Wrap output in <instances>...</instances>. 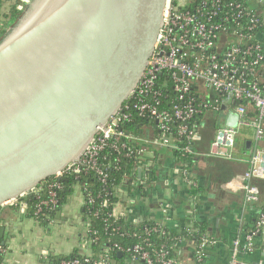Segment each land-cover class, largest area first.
Returning <instances> with one entry per match:
<instances>
[{
    "label": "water",
    "instance_id": "95a60500",
    "mask_svg": "<svg viewBox=\"0 0 264 264\" xmlns=\"http://www.w3.org/2000/svg\"><path fill=\"white\" fill-rule=\"evenodd\" d=\"M165 1L33 0L0 40V207L78 161L121 109Z\"/></svg>",
    "mask_w": 264,
    "mask_h": 264
},
{
    "label": "built area",
    "instance_id": "2783aa9c",
    "mask_svg": "<svg viewBox=\"0 0 264 264\" xmlns=\"http://www.w3.org/2000/svg\"><path fill=\"white\" fill-rule=\"evenodd\" d=\"M263 1L256 0L257 5L248 7L236 0H193L190 8L178 9L174 5V0H166L153 53L137 87L128 97L136 101L132 107L138 115L155 120L163 132L169 129L170 123L183 122L184 124L179 126L178 134L184 136L188 144L181 150L194 154L196 153L190 145H194L199 137V131L189 129L185 123L200 111V107L207 110H218L220 107L225 110L233 102L248 100L256 112L254 117L245 119L246 109L241 104L227 111L226 118L230 113L236 115V123L234 125L225 123L218 128L206 153L207 156L231 159L240 127L245 126L252 130V153L247 161L248 167L237 185L243 194L245 204L259 201V188L254 181L264 178V152L257 147L258 143L264 140V18H261V15L264 16ZM12 3L15 4L18 13H24L32 0H13ZM225 23L231 24L230 31L224 26ZM257 29H260L258 33L262 35H254L253 32ZM3 31L4 19L0 16V38ZM162 72L171 78L175 95L167 109L159 108L160 92L154 87L157 74ZM194 92L198 93L197 95L200 93L201 101L197 104ZM127 108L128 106L125 107ZM128 118L129 113L121 108L99 127L78 161L71 162L29 193L8 200L4 205L15 206L21 213L26 214L29 213V208L21 199L25 196L33 197L37 203L32 213L38 217L45 211L57 208L59 203L57 191L61 189L58 180L63 177H78L81 173L92 172L96 180L105 185L108 182V173L107 167L101 166L98 161L101 151L110 149L117 155L124 156L142 155L145 152L144 147L131 148L124 141L133 139L132 135L121 129V122ZM154 143L171 147L169 141L164 138L162 140L156 138ZM116 160L119 161L118 158ZM106 195L105 192L95 195L88 192L82 195L84 206L92 205L96 199H101V207H106ZM98 214L99 210L93 212L95 216ZM256 228L264 229V212L257 216ZM156 230L157 228H153V231ZM255 231L245 235L243 241L239 238L232 241L228 264H248L239 258V254L240 250L244 252L254 250ZM97 239L95 235L88 242L92 243ZM216 242L207 235L201 237L195 250L197 264H205L207 249ZM132 249L143 264H175L168 257L163 245L148 250L137 243ZM5 253V246L0 245V256L4 257ZM59 264L111 263L108 255L103 254L97 259L87 255L62 260Z\"/></svg>",
    "mask_w": 264,
    "mask_h": 264
},
{
    "label": "crops",
    "instance_id": "0c3cea01",
    "mask_svg": "<svg viewBox=\"0 0 264 264\" xmlns=\"http://www.w3.org/2000/svg\"><path fill=\"white\" fill-rule=\"evenodd\" d=\"M226 112L207 113L194 143L196 160L190 174V184L198 188L196 195L188 193V184L175 167L169 147L158 145L147 129L143 137L133 136L138 146L145 148L136 178L122 184L117 213L130 224L154 221L179 234L185 229L203 226L207 236L217 242L207 249L205 264H228L232 241H243V227L251 208L264 204V178L259 179V201L245 204L237 188L241 175L248 167L252 149L246 153L232 152L231 159L207 156L210 143L218 128L224 125ZM251 138V136H250ZM264 152V140L258 143ZM153 164L156 176L147 168ZM228 184L231 187H225ZM55 211L47 225L42 226L15 206L0 207V241L6 248L4 264H56L59 257L73 253L93 255L86 237L87 222L80 192ZM59 211V213H57ZM261 248L241 256L248 264H264V231L255 241ZM176 264H196L193 245L184 241L175 250ZM121 264H143L125 261Z\"/></svg>",
    "mask_w": 264,
    "mask_h": 264
},
{
    "label": "trees",
    "instance_id": "16d2710c",
    "mask_svg": "<svg viewBox=\"0 0 264 264\" xmlns=\"http://www.w3.org/2000/svg\"><path fill=\"white\" fill-rule=\"evenodd\" d=\"M12 1L13 0H0V16H2L4 19V31L0 40L23 16V13H18L15 8V4H13ZM192 1L193 0L187 3H180L177 0H174V5L178 9H188L190 8ZM236 1L242 2L243 4H245V6L248 7L257 5L256 0ZM261 18H264V16L261 15ZM224 26H227L229 28V31L232 29L231 24L225 23ZM259 30L260 29H257L255 30V32H253L255 36L262 35L258 33ZM172 84V80L167 73L162 72L157 74L154 87L160 92V109L169 108L171 99L175 97L172 90ZM197 94L194 92L195 104L201 101L200 93L199 95ZM221 98H223V96ZM135 102V100L128 98L123 103L121 108L122 110H124V112L129 113V118L121 122V129L125 131L126 134L135 137H143L144 131L149 129L152 131V135L154 138H159L161 140L162 138L167 139L171 144L169 150L172 152L174 165L175 167L180 169L179 173L181 174L182 179H185V182L188 184V193L191 196L196 195L198 192V188L190 184V171L196 160V155L194 153H188L181 150V148L188 143L184 136L178 134L179 126L184 123L179 121L172 122L168 126L169 129L163 132L159 129V126L155 120L147 116L138 115L137 111L132 107ZM238 104L243 105L246 109V112L244 114L245 119L254 117L256 112L254 110V107L248 100L236 103L233 102L229 107H227V109L224 110V112H229ZM126 106H128L127 109H125ZM222 110L223 109L220 107L218 108V110H207L200 107V111L198 113H195L193 117L185 124L189 129L199 131V127L202 124L207 113H220ZM224 119L225 124L227 119L226 116L224 117ZM240 129L241 135L239 137H236L233 151L235 150V152L242 154L246 153L253 147V143L251 141L252 130L245 126H241ZM124 141L131 148L139 147L137 141L135 142L129 139H124ZM247 141L251 142L248 148ZM190 146L192 147V150L195 151L194 145L191 144ZM257 147L259 148V145H257ZM117 158L119 161L116 160ZM98 161L101 166L107 167L108 182L105 185L98 182L92 172H88L86 174L81 173L78 177H63L58 180V183L61 185V189L57 191V197L59 198L57 208L55 210L45 211L43 215L35 217L32 211L34 210V206L37 203V200L33 197L25 196L21 199L27 204L29 208V213H26L25 215L32 217L37 223L45 226L49 222V219L53 218L55 211L59 210L68 201L69 196L72 195L75 191L82 193L83 196L88 192H91L94 195L97 193L105 192L107 193L106 207H101V199H96L92 205L85 204L83 210L87 222V240H91L95 235L98 237L97 241L90 243V248L93 251V255H89L90 258L97 259L100 255L106 254L108 255L111 264H121L125 261L140 262L139 256L132 249L135 244L139 243L143 245L144 249L148 250H154L157 249L160 245H163L168 253V257L174 261L175 250L180 247L182 243H184V241L189 240L193 245V258L195 261V250L200 243L201 237L206 235L203 226L198 225L193 229H185L179 234H169L166 228L160 227L158 223L154 221H144L142 223L130 224L125 220L123 216L117 213V207L120 203L119 189L122 187V184L125 183V181L129 182L132 179L136 178L137 169L142 164V155H117L110 149H104L100 152ZM147 168L154 178V176H156V169L154 168L153 164H151ZM258 182L259 179L254 181L257 186ZM95 210H99V214L96 216L93 215V212ZM250 212L252 216H249V218H247V223L243 227L244 236L254 232L257 229V216L260 212H264V204L251 208ZM153 228H157V230L153 231ZM147 230H149L150 232L147 233ZM263 231L264 229L262 228H259L257 229V231H255V235L253 237L254 250L251 252H244L240 250L239 258H241V256L243 255H250L255 251V249L260 248L255 241ZM0 245L4 247V244H2L1 241ZM115 245H117V247L120 249L118 250ZM118 251L122 253L121 256H118ZM85 256L87 255L73 253L68 256L59 257L55 260V263L59 264V262L62 260H71L74 258H81ZM195 263L197 264L196 261ZM0 264H4V257L2 255L0 256Z\"/></svg>",
    "mask_w": 264,
    "mask_h": 264
},
{
    "label": "rangeland",
    "instance_id": "374dc122",
    "mask_svg": "<svg viewBox=\"0 0 264 264\" xmlns=\"http://www.w3.org/2000/svg\"><path fill=\"white\" fill-rule=\"evenodd\" d=\"M177 1L180 3H187V2H190L191 0H177ZM240 135H241V129L238 130L236 137H239ZM71 197H73V195H70L68 199H70Z\"/></svg>",
    "mask_w": 264,
    "mask_h": 264
}]
</instances>
